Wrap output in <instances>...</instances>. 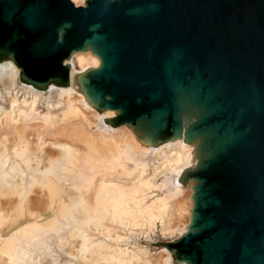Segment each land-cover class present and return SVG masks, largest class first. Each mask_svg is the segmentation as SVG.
Returning <instances> with one entry per match:
<instances>
[{"label": "water", "instance_id": "water-1", "mask_svg": "<svg viewBox=\"0 0 264 264\" xmlns=\"http://www.w3.org/2000/svg\"><path fill=\"white\" fill-rule=\"evenodd\" d=\"M16 1L0 47L46 65L90 44V89L118 122L160 135L181 127L183 103L198 109L190 135L211 153L192 173L196 231L175 244L190 264H264V0ZM28 11L40 34L21 51Z\"/></svg>", "mask_w": 264, "mask_h": 264}, {"label": "bare ground", "instance_id": "bare-ground-1", "mask_svg": "<svg viewBox=\"0 0 264 264\" xmlns=\"http://www.w3.org/2000/svg\"><path fill=\"white\" fill-rule=\"evenodd\" d=\"M72 2L85 6L87 0ZM16 4L0 0V30L8 26ZM28 13L13 27L21 35L20 50L40 34L25 21ZM12 45L0 47V123L14 121V152L21 161L12 166L14 182L6 181L0 192V223L10 224L20 215L22 222L46 227L58 215H71L95 221L96 238L119 243L104 247L85 235L74 239L81 233L76 227L64 243L82 264H190L176 244L155 253L141 243L122 245L121 237L139 238L151 228L177 233L175 237L196 231L195 194L200 181L192 173L211 153L201 133L190 135L198 109L183 103L181 127L160 135L142 120L118 123L121 110L108 107L90 89L88 78L102 66L90 44L62 57V62L50 59L46 65L28 61L21 52L15 58L21 66L13 59ZM10 93L17 95L6 107ZM40 100L49 110L40 109ZM6 164L2 141V173L7 172ZM21 173L31 175L28 184ZM11 250L9 242L0 244V264L17 263L19 255Z\"/></svg>", "mask_w": 264, "mask_h": 264}, {"label": "rangeland", "instance_id": "rangeland-1", "mask_svg": "<svg viewBox=\"0 0 264 264\" xmlns=\"http://www.w3.org/2000/svg\"><path fill=\"white\" fill-rule=\"evenodd\" d=\"M12 46L15 47V44ZM71 55L72 52L70 53V56ZM13 59L18 65H20L14 56ZM22 73L25 74L24 71ZM15 95L17 94L10 93L6 95L4 102L6 103V107L9 106L11 97ZM22 96V93H19L18 97ZM39 106L43 112L50 108L43 100H40ZM52 110L55 112L58 108L56 109L52 107ZM40 115L41 114H35L37 117ZM118 123H120V121ZM14 134V121H7L5 124L0 123V142L3 141L5 143V155L7 157V172L2 173V171H0V192L6 181H10L11 183L14 182V175L16 172L12 170V166L15 160L21 161V158L14 152L17 143ZM20 175L25 184H28L31 175L27 176L26 173H21ZM95 225H97L95 221L87 222L85 219H78L71 215H58L55 221L51 222V224H48L46 227H43L40 223L31 224L29 222H22V217L19 215L10 222V224L0 223V244H3L4 242L10 243L12 248L10 252L14 255H19L16 264H82L76 256L68 251L69 247H66L64 243L76 227L81 229V233L75 235L73 237L74 239L85 235L88 236L90 240L99 242L100 246L114 247L119 244L116 241H102L100 238H96L94 234L96 231L93 230ZM176 235L177 233L164 234L161 233L158 228H151L147 230L145 235L139 238L133 234L125 237L123 236L121 238H124L125 240L121 243L122 245L127 246L133 243H141L146 249L157 253L162 246H170L171 244L179 243L183 237H175ZM109 264L119 263L112 262Z\"/></svg>", "mask_w": 264, "mask_h": 264}]
</instances>
